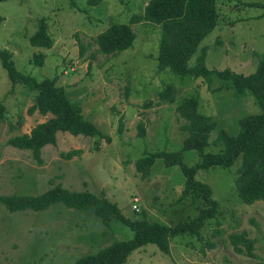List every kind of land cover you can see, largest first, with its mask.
I'll use <instances>...</instances> for the list:
<instances>
[{
  "label": "rangeland",
  "instance_id": "374dc122",
  "mask_svg": "<svg viewBox=\"0 0 264 264\" xmlns=\"http://www.w3.org/2000/svg\"><path fill=\"white\" fill-rule=\"evenodd\" d=\"M145 3L0 0V49L11 53L15 69L36 80L55 76L56 85L68 98L79 100L82 114L109 137L105 141L57 132L55 144L41 148L40 162L29 150L7 144L9 137L28 132L49 115L27 112L32 93L22 84H11L0 64V101L5 107L0 120V194L36 195L60 183L68 190L102 193L129 218L144 210L149 220L167 225L187 221L203 206L199 198L179 199L183 176L177 165L164 166L156 159L145 178L134 167V161L149 152L178 150L187 134L179 128L183 120L175 104L157 103V92L170 84L175 99L197 94L198 111L216 123L204 152H217L213 139L218 130L234 133L237 119L256 112L257 105L249 94L237 98L227 87L214 90L215 80L208 86L199 78L181 81L167 69L156 71L158 25L136 22L131 25L135 33L131 47L113 55L96 51L97 33L112 22H126ZM215 9L216 26L199 44L204 47L205 67L252 72L264 55V0H215ZM40 18L52 38L50 47L31 46L27 41ZM38 53L43 54L40 65L33 60ZM138 123L142 137L137 135ZM73 150L77 152L70 157L62 156ZM181 157L187 166L199 159L192 149L183 150ZM238 164L237 158L227 168L210 166L195 173L218 202L215 216L200 229V239L172 236L168 254L149 243L132 250L125 264H264V202L239 201L233 185ZM242 231L253 240L251 256L235 253L228 240L230 233ZM130 236L122 224L111 222L105 227L86 210L52 204L39 211L8 212L0 204V264H73L83 254Z\"/></svg>",
  "mask_w": 264,
  "mask_h": 264
},
{
  "label": "trees",
  "instance_id": "16d2710c",
  "mask_svg": "<svg viewBox=\"0 0 264 264\" xmlns=\"http://www.w3.org/2000/svg\"><path fill=\"white\" fill-rule=\"evenodd\" d=\"M247 4L260 5L255 2ZM2 19L0 15V23ZM136 22H148L154 28L155 25L159 26L158 46L154 57L156 71L167 69L181 81L186 78H199L208 86L215 80L218 85L214 90L227 87L237 98L249 94L258 110L238 118L236 131L232 134L219 129L213 139L219 150L204 152L209 144V133L216 123L198 111L197 94L175 99L174 89L170 84H164L157 92V103L163 101L175 104L174 109L183 120L179 128L187 134L178 150L149 152L136 159L134 167L143 178L149 175L150 167L156 159H161L164 166L179 167L183 176L179 199L191 197L199 198L203 202V206L187 221L167 225L158 220H149L144 210L129 218L121 213L116 203L108 200L102 193L95 195L87 190H68L60 183L36 195L0 194V204L8 212L39 211L52 204H61L88 211L105 227L111 222H118L131 231L130 238L113 241L93 253L83 254L73 264H125L132 250L146 244H154L160 252L168 254L169 238L172 236L186 234L200 239V229L215 216L218 208L211 188L195 179V173L200 169L210 166L227 168L238 158L233 185L239 201L244 204L264 202V55L259 57L254 70L248 74L233 72L227 68L217 70L205 67L204 47H199V44L216 26L215 0H146L139 13L131 14L126 22L108 24L93 37L96 51L103 55H113L131 47L135 38L131 25ZM27 41L35 47L51 46L52 38L44 19L37 20L35 30L28 36ZM197 50L198 53H195ZM194 55V59L190 61ZM42 58V53L34 55V63L40 65ZM0 64L11 84H22L32 93V103L27 107V112L49 115L45 120L31 126L28 132L9 137L7 144L29 150L32 157L40 162L41 148L47 144H55L57 132H67L73 136H97L109 141V137L82 114L79 100L68 98L64 89L56 85L55 76L36 80L29 74L17 71L13 66L11 53L6 49H0ZM4 116L5 107L0 101V120ZM137 129L138 137H142L144 132L140 123ZM189 149L195 150L199 159L187 166L182 162L181 153ZM76 152H65L62 156L68 158L71 153ZM228 240L235 253L252 255L253 240L247 238L245 232L230 233ZM205 244L212 245L209 241Z\"/></svg>",
  "mask_w": 264,
  "mask_h": 264
},
{
  "label": "built area",
  "instance_id": "2783aa9c",
  "mask_svg": "<svg viewBox=\"0 0 264 264\" xmlns=\"http://www.w3.org/2000/svg\"><path fill=\"white\" fill-rule=\"evenodd\" d=\"M134 200H136V199H134ZM132 207H133V209H135V210L137 209L135 204H133ZM133 209H132V210H133Z\"/></svg>",
  "mask_w": 264,
  "mask_h": 264
}]
</instances>
